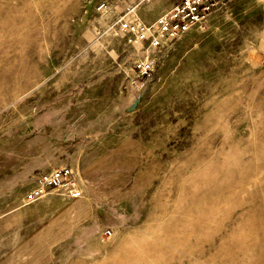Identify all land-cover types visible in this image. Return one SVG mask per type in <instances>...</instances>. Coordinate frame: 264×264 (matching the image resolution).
<instances>
[{
    "label": "rangeland",
    "instance_id": "374dc122",
    "mask_svg": "<svg viewBox=\"0 0 264 264\" xmlns=\"http://www.w3.org/2000/svg\"><path fill=\"white\" fill-rule=\"evenodd\" d=\"M180 1L0 0V264H264V0L165 47L118 25ZM63 166L79 197L25 203Z\"/></svg>",
    "mask_w": 264,
    "mask_h": 264
},
{
    "label": "built area",
    "instance_id": "2783aa9c",
    "mask_svg": "<svg viewBox=\"0 0 264 264\" xmlns=\"http://www.w3.org/2000/svg\"><path fill=\"white\" fill-rule=\"evenodd\" d=\"M150 1V0H143ZM224 0H182L154 23H146L136 16L132 20L122 18L118 25L130 31L139 43L147 42L153 47H165L189 33L193 27L205 29L208 18ZM143 73L154 72L152 63H139ZM73 169L69 166L55 167L34 176L33 185L25 195V203H33L51 190L66 191L72 198L79 197L75 186Z\"/></svg>",
    "mask_w": 264,
    "mask_h": 264
},
{
    "label": "crops",
    "instance_id": "0c3cea01",
    "mask_svg": "<svg viewBox=\"0 0 264 264\" xmlns=\"http://www.w3.org/2000/svg\"><path fill=\"white\" fill-rule=\"evenodd\" d=\"M37 169V167H35V168H31V169H29V170H27L25 173H24V175H23V177H25V178H28V177H30L31 175H32V173L35 171ZM56 192H59V191H55V190H51V191H49L47 194H45L42 198H40V201H39V204H41V201H45V200H47L48 198H52L54 195H55V193ZM38 202V201H37ZM37 202H36V204H37ZM35 204V203H34ZM38 224V222H36L35 221V224ZM32 225H34V224H31L30 226H32ZM89 225V224H88ZM90 229V228H89ZM84 232H85V234H86V236L84 237V238H80V236H78L77 234L78 233H81L82 231H80V230H76V232H75V234H74V236H73V238H74V240L76 241V242H74V244H75V246H80V247H84V246H86V245H88V244H91L92 243V241H97L98 240V234H100L99 232H100V230H98V231H93L92 229L91 230H89L88 232L86 231V230H83ZM21 236H24V237H29V236H31L32 235V237H34V238H38V236H39V238L41 237L40 236V233H39V235H38V231L37 230H35V232H33V230H31V229H23V230H21ZM23 237V238H24Z\"/></svg>",
    "mask_w": 264,
    "mask_h": 264
}]
</instances>
